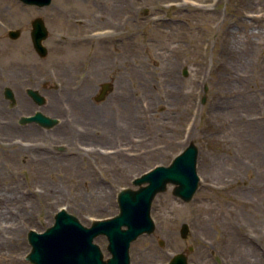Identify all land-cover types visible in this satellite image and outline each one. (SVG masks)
Returning <instances> with one entry per match:
<instances>
[{
  "label": "rangeland",
  "instance_id": "rangeland-1",
  "mask_svg": "<svg viewBox=\"0 0 264 264\" xmlns=\"http://www.w3.org/2000/svg\"><path fill=\"white\" fill-rule=\"evenodd\" d=\"M36 17L49 31L45 57L30 40ZM74 17L96 28L95 61L107 65L97 67L99 79L122 73L126 98L116 84L89 101L91 119L76 116L71 132L64 121L42 131L20 125L31 110L3 97L12 71L24 97L26 85L46 100L55 95L57 71L90 49ZM9 29L20 36L10 39ZM78 134L98 147H77ZM189 142L198 148V189L189 202L170 184L154 197L155 229L131 243L130 264H165L177 253L188 264H264V0H52L42 8L0 0V264H31L28 232L45 231L61 208L86 227L115 215L121 189H135L133 179L168 165ZM94 243L110 256L104 236Z\"/></svg>",
  "mask_w": 264,
  "mask_h": 264
},
{
  "label": "water",
  "instance_id": "water-1",
  "mask_svg": "<svg viewBox=\"0 0 264 264\" xmlns=\"http://www.w3.org/2000/svg\"><path fill=\"white\" fill-rule=\"evenodd\" d=\"M25 5L44 7L52 0H19ZM31 40L35 51L45 57L47 51L43 40L47 37V29L41 20L32 21ZM8 35L16 39L19 30H10ZM183 69V75H186ZM204 86L202 103L205 102ZM109 84H102L97 100L104 99L109 91ZM29 94L42 103V96L37 91L29 90ZM5 99L13 101L10 88L5 87ZM36 122L42 127L51 128L57 119L36 112L30 117H21L20 123ZM198 148L193 142L176 155L169 165L156 166L136 177L132 183L137 189L125 188L116 197L118 213L110 218L95 220L89 227L82 225L72 214L61 209L54 216V223L44 232L30 230L27 235L30 251L25 259L31 264H130L129 249L133 241L140 235L151 234L155 229L151 217V205L154 197L166 190L168 184L174 186L172 194L184 202H189L198 188L199 177L196 171ZM189 232L187 223L181 224L180 236L186 238ZM98 236H105L106 250L110 257L104 259L100 247L94 243ZM162 245V242H160ZM166 264H188L183 253L175 254Z\"/></svg>",
  "mask_w": 264,
  "mask_h": 264
},
{
  "label": "flooded vegetation",
  "instance_id": "flooded-vegetation-1",
  "mask_svg": "<svg viewBox=\"0 0 264 264\" xmlns=\"http://www.w3.org/2000/svg\"><path fill=\"white\" fill-rule=\"evenodd\" d=\"M94 15V14H93ZM75 18V24L78 23L84 24V27L87 31L84 32L81 35V39L83 40V43H88L89 46V53L85 54L84 57L79 61L78 64H67L68 66H64V68L59 69L57 71V82L55 86L53 87L55 90V95L47 97V100L44 97V103L41 106H37L36 102L27 94L26 89L27 86H25L23 92L27 97H24L19 92V84L17 83V80H20L19 71L17 68H15L12 71V91L14 93L15 97V105L18 107H15L17 110H19V107H25L30 109L31 111L29 113H26V115L33 114L37 109H34V107H42V113L46 114L44 112V109L46 111H52L54 112L55 116H50L57 118L59 120L58 124H61L62 121H64L65 124H61V127L63 131L71 132V125L74 127L76 126V123H73V119H76L77 117H81L83 115L84 119L88 120L91 119L92 114V106H90L89 101H96L97 97L101 90V85L104 83H109V89L111 90L110 93L113 92L114 86L117 84L118 90H119V96L120 99L126 98L127 91H126V83L124 76H119L115 74L114 77H106L105 80H100L99 77L102 76V74H99L97 72V67H99L100 72L107 70V65H97L95 61V31L96 28L93 27V31L91 32L92 25L86 24L83 22V19H79L77 17ZM79 21V22H78ZM81 22V23H80ZM86 26V27H85ZM87 28H91L90 30ZM87 36V37H86ZM105 66V67H104ZM49 73L54 77V73L48 69ZM59 79V80H58ZM48 80L47 77H42V81ZM21 81V80H20ZM23 81V80H22ZM45 83H41V85H44ZM29 87V86H28ZM42 90H46L42 88ZM43 95L44 93L41 92ZM45 96V95H43ZM18 104V105H17ZM14 105V106H15ZM44 108V109H43ZM95 111V109H94ZM47 115V114H46ZM81 115V116H80ZM18 122V121H17ZM12 123V122H11ZM57 124V125H58ZM90 123H87V125H83L84 132H88L90 128H87L86 126H90ZM34 127V129H38L40 131L45 130L44 128L40 127L38 124H31ZM33 128V127H32ZM87 128V129H85ZM15 130V129H13ZM36 130V131H38ZM80 129L78 130V132ZM82 137L85 140L77 141V147L81 145L80 147H98L95 143L89 142L87 139L86 134H78L77 137ZM75 144V145H76ZM105 147V146H100Z\"/></svg>",
  "mask_w": 264,
  "mask_h": 264
}]
</instances>
